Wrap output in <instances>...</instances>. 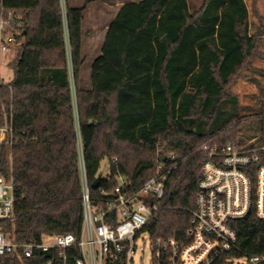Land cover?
<instances>
[{
    "label": "trees",
    "instance_id": "1",
    "mask_svg": "<svg viewBox=\"0 0 264 264\" xmlns=\"http://www.w3.org/2000/svg\"><path fill=\"white\" fill-rule=\"evenodd\" d=\"M13 10L18 45L9 53L13 79L0 85V126L12 122V145H0V174L13 175L17 218L8 229L18 241L44 234L79 233L83 223L79 138L93 196L106 159L140 187L173 148L178 166L147 226L153 237L183 240L190 227L205 157L199 147L239 140L240 118L219 121L227 87L257 42L249 35L245 0H138L124 3L95 59L90 90L79 86L83 6L65 0H0ZM76 85L77 115L70 81ZM264 134V98L260 103ZM257 168L248 214L233 220L237 248L228 259L264 254V218L257 215ZM0 264H27L15 256ZM31 264V263H30ZM32 264H40L32 263ZM72 264V263H69Z\"/></svg>",
    "mask_w": 264,
    "mask_h": 264
},
{
    "label": "built area",
    "instance_id": "2",
    "mask_svg": "<svg viewBox=\"0 0 264 264\" xmlns=\"http://www.w3.org/2000/svg\"><path fill=\"white\" fill-rule=\"evenodd\" d=\"M65 14V0H61ZM19 43L13 10L0 5V63L11 65L9 53ZM71 92L77 115L76 85L70 67ZM0 85H2L0 83ZM15 142L12 122L0 126V145ZM199 151L205 157L190 227L183 240L153 237L147 226L161 209L168 177L178 166L173 148L165 150L156 173L140 187L117 174L112 186H98L93 196L88 183L79 138L83 223L79 233L44 234L38 241H18L8 229L17 218L13 175L0 174V257L15 256L27 264H143L145 243L150 264H216L224 253L237 248L232 222L249 213L253 202L251 171L257 168V215L264 218V134L249 142L231 141L220 146L206 141ZM164 158V159H163ZM111 180L110 170L101 179ZM101 182V181H100ZM245 258L264 264V254Z\"/></svg>",
    "mask_w": 264,
    "mask_h": 264
},
{
    "label": "rangeland",
    "instance_id": "3",
    "mask_svg": "<svg viewBox=\"0 0 264 264\" xmlns=\"http://www.w3.org/2000/svg\"><path fill=\"white\" fill-rule=\"evenodd\" d=\"M131 0H118L127 2ZM204 0H190L192 9H199ZM248 11V32L254 40L259 43L264 41V0H245ZM11 60V57L8 58ZM262 68L263 70L259 69ZM13 79V68L5 59L0 63V83L8 84ZM228 99L222 106V113L219 121L226 120L230 115L240 118L239 140L248 143L250 139L259 137L262 133V119L260 103L264 98V62L252 60L244 64L232 77L227 87ZM109 165L107 160L101 162V173H108ZM150 250L148 243H145V257L143 264H150ZM229 264H248L245 258L234 260Z\"/></svg>",
    "mask_w": 264,
    "mask_h": 264
},
{
    "label": "crops",
    "instance_id": "4",
    "mask_svg": "<svg viewBox=\"0 0 264 264\" xmlns=\"http://www.w3.org/2000/svg\"><path fill=\"white\" fill-rule=\"evenodd\" d=\"M138 1L131 0L127 2ZM72 7L83 6L85 0H69ZM126 2L118 0H91L84 11L82 23V47L81 54L83 65L80 70L79 86L83 90H90L91 72L95 59L102 53L110 23L117 16L121 6ZM252 60L264 62V41L257 43L256 50L252 54ZM263 70L262 68H259Z\"/></svg>",
    "mask_w": 264,
    "mask_h": 264
},
{
    "label": "water",
    "instance_id": "5",
    "mask_svg": "<svg viewBox=\"0 0 264 264\" xmlns=\"http://www.w3.org/2000/svg\"><path fill=\"white\" fill-rule=\"evenodd\" d=\"M100 181H101V175H98L97 178L93 182V187L97 188L100 185Z\"/></svg>",
    "mask_w": 264,
    "mask_h": 264
}]
</instances>
